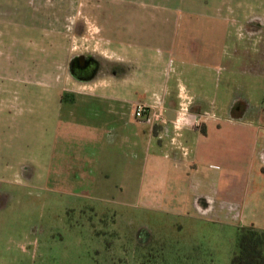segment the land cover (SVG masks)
Instances as JSON below:
<instances>
[{
    "label": "rangeland",
    "instance_id": "1",
    "mask_svg": "<svg viewBox=\"0 0 264 264\" xmlns=\"http://www.w3.org/2000/svg\"><path fill=\"white\" fill-rule=\"evenodd\" d=\"M132 1L126 5L163 16L164 31H171L168 22L174 19L176 48L171 56L167 50L147 52L144 66L108 65L118 74L128 73L112 90L127 98L122 122L130 125L116 130L109 127L113 114L97 119L86 115L85 106L62 108L66 91L73 93L79 85L69 60L80 52L103 56L89 16L91 2L0 0V264H231L239 227L248 225L245 189L207 194L195 188L200 177L195 167L174 166L185 156L177 149L171 158L170 129L166 138H158V125L144 123L135 107L151 100L143 93V80L167 77L170 58L182 66L181 44H189L195 33L185 27L188 6L211 9L212 0H180L179 9L167 0H150L143 7ZM116 2L113 10L119 14ZM245 2V16L235 3H224L223 17L228 28L241 32L233 43V57L241 64L237 87L255 88L252 100L261 104L264 75L247 72L255 75L247 78L243 70L264 72L263 43H256L261 55L240 60V54H253L259 39L255 35L251 44L243 32L248 14L252 26L261 25L264 39V0ZM154 20L147 22L149 28L160 26ZM93 22L102 27L99 20ZM91 120L103 129L88 125ZM88 139L108 145L96 144L93 153L84 143ZM185 173L193 178L191 187L171 185ZM261 214L257 221L264 224Z\"/></svg>",
    "mask_w": 264,
    "mask_h": 264
},
{
    "label": "crops",
    "instance_id": "2",
    "mask_svg": "<svg viewBox=\"0 0 264 264\" xmlns=\"http://www.w3.org/2000/svg\"><path fill=\"white\" fill-rule=\"evenodd\" d=\"M200 1L208 0L194 2ZM89 2L92 4L89 7V16L94 24V32L100 40L95 42L99 43V49H102L104 67L112 64L128 67L144 66L148 57L147 52L156 50L161 53L167 50L171 56L175 50L174 19L168 22L171 24V31H164L161 25L165 22L163 16H154L151 12L145 13L141 8L134 9L129 4L126 5L128 0H110L107 4L100 0H89ZM113 2H116L118 6L120 4L119 14L113 10ZM132 2H138L140 7H143L147 6L150 0H133ZM167 3L169 7L179 9L180 0H173L172 6L171 0H167ZM224 3H235L236 9L242 12L243 16L246 15V12H243L245 0H212L213 8L208 9V5L203 4L202 11H196L188 6L185 11V27L195 33L189 44H181L182 66L177 67L170 58L166 63L167 77L159 80L154 79L152 75L143 80V93L150 94L151 100L140 103L153 106L154 111L164 113L165 118L154 121V124L158 125L156 135L160 139L166 138V131L170 129L171 158L173 150L177 149L183 151L185 156L181 164L178 163L177 166L175 161L174 166L180 169V166L184 165L183 169L186 171L195 167V175L200 174V177L195 178L199 182L195 188H200L207 194H213L214 191L224 194L236 192L240 188L245 189L243 219H248V225L264 228V224L257 221L259 213H262L264 217L261 211L264 209L262 208L264 204V103L257 104L252 100L253 93L256 92L255 88L242 85L237 87L235 77L239 75L241 64L233 57V51L237 49V44L234 46L233 43L241 32L238 35V28L234 29L233 25L232 28H228L225 25ZM174 12L171 11V14ZM248 15L249 25L248 28L243 29V32L250 39L251 44L254 42L255 35L259 34V39H256L254 43V53L249 54V46H247L248 53L240 54V60L256 56L257 53L261 55L257 46L261 43L264 46L261 25L252 26V17ZM156 17L157 20L154 21H157L160 26L149 28L147 22ZM93 20H99L102 27H98ZM132 50L137 51L136 55L130 54ZM246 64L244 63L243 67ZM148 65H154V62ZM225 69L226 72H224ZM247 72L250 75L257 73H260L259 76L264 75L262 70L244 69L243 74L247 78L255 76L247 75ZM127 77L128 73L115 77L108 71L91 81L79 82L73 93L66 91L68 98L67 101L62 100V108L65 105L76 111L85 106L86 115L96 118L113 114L114 119H108L111 123L109 127L114 126L116 130L127 128L130 124L122 122L128 112L125 105L127 98L113 94L115 90H112L121 84L119 80ZM61 93L65 92L61 91ZM168 114L171 119L168 118ZM91 121L88 125L95 124L98 128L101 125L103 129L104 125ZM151 127L153 130V126ZM129 129L133 130V127L130 126ZM130 136L136 137L135 134ZM126 137L129 138L128 134ZM84 143L91 147L93 153L96 151V144L101 147L108 145L102 141L94 142L93 139H88ZM129 143L135 144L136 141L130 139ZM111 144L112 142L109 143ZM102 151L101 158L104 157L105 150ZM176 158L178 159L174 157L172 161ZM179 177V181L171 185L179 183L183 187H186V184L191 187L192 176L185 173L184 176L179 175Z\"/></svg>",
    "mask_w": 264,
    "mask_h": 264
},
{
    "label": "trees",
    "instance_id": "3",
    "mask_svg": "<svg viewBox=\"0 0 264 264\" xmlns=\"http://www.w3.org/2000/svg\"><path fill=\"white\" fill-rule=\"evenodd\" d=\"M231 264H264V228L254 225L239 227L237 250Z\"/></svg>",
    "mask_w": 264,
    "mask_h": 264
},
{
    "label": "flooded vegetation",
    "instance_id": "4",
    "mask_svg": "<svg viewBox=\"0 0 264 264\" xmlns=\"http://www.w3.org/2000/svg\"><path fill=\"white\" fill-rule=\"evenodd\" d=\"M103 60V58L96 56L92 52H80L69 60L68 69L77 82L91 81L101 74H106L108 71L115 77L120 75L116 69H110L108 66L104 67L102 65H105Z\"/></svg>",
    "mask_w": 264,
    "mask_h": 264
},
{
    "label": "built area",
    "instance_id": "5",
    "mask_svg": "<svg viewBox=\"0 0 264 264\" xmlns=\"http://www.w3.org/2000/svg\"><path fill=\"white\" fill-rule=\"evenodd\" d=\"M136 115L143 117L144 121L150 124H154V121L159 118H165L164 113L154 111L153 106L138 103L136 106Z\"/></svg>",
    "mask_w": 264,
    "mask_h": 264
},
{
    "label": "water",
    "instance_id": "6",
    "mask_svg": "<svg viewBox=\"0 0 264 264\" xmlns=\"http://www.w3.org/2000/svg\"><path fill=\"white\" fill-rule=\"evenodd\" d=\"M168 118H170L171 119V116L168 114Z\"/></svg>",
    "mask_w": 264,
    "mask_h": 264
}]
</instances>
